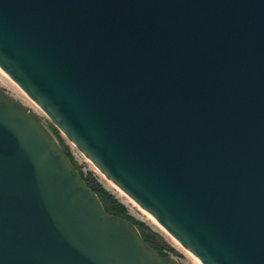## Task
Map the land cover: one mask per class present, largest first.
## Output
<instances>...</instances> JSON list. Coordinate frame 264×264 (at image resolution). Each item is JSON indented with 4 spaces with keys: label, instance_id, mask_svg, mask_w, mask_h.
<instances>
[{
    "label": "water",
    "instance_id": "1",
    "mask_svg": "<svg viewBox=\"0 0 264 264\" xmlns=\"http://www.w3.org/2000/svg\"><path fill=\"white\" fill-rule=\"evenodd\" d=\"M0 69L202 264H264V0H0ZM0 264L181 263L0 87Z\"/></svg>",
    "mask_w": 264,
    "mask_h": 264
},
{
    "label": "rangeland",
    "instance_id": "2",
    "mask_svg": "<svg viewBox=\"0 0 264 264\" xmlns=\"http://www.w3.org/2000/svg\"><path fill=\"white\" fill-rule=\"evenodd\" d=\"M9 77V76H8ZM10 78V77H9ZM5 75L0 74V87L7 91L13 98L25 104L31 109L47 126L51 133L55 136L63 150L69 152L75 167L84 175L93 173L97 181L122 205L128 210V214L138 223H143L148 230L146 233L152 236L158 244L164 245L165 252L168 257L176 258L181 264H199L185 248L177 244L174 239L161 228L150 216H148L142 208H140L133 200H131L124 192L116 188L109 182L96 167L86 159L78 149L68 141V139L53 125L51 120L46 116L42 109L34 103L12 80ZM121 191V192H120ZM150 217V218H149Z\"/></svg>",
    "mask_w": 264,
    "mask_h": 264
},
{
    "label": "trees",
    "instance_id": "3",
    "mask_svg": "<svg viewBox=\"0 0 264 264\" xmlns=\"http://www.w3.org/2000/svg\"><path fill=\"white\" fill-rule=\"evenodd\" d=\"M62 147V146H61ZM65 151V150H64ZM67 156L73 163L72 157L69 154V152H66ZM74 164V163H73ZM75 166V165H74ZM76 168V167H75ZM77 169V168H76ZM78 170V169H77ZM79 171V170H78ZM81 176L87 183V185L95 191V193L98 195L99 199L101 200L104 208L106 211L110 214H114L120 217H123L135 224V226L140 231L143 239L152 246L161 256H168V254L165 252L164 245L158 244V241H156L152 236L148 235L146 233V226L143 223L136 222L129 214L126 207L122 204H120L103 186L101 183L97 181V178L93 173H88L87 175H84V173L80 172Z\"/></svg>",
    "mask_w": 264,
    "mask_h": 264
},
{
    "label": "bare ground",
    "instance_id": "4",
    "mask_svg": "<svg viewBox=\"0 0 264 264\" xmlns=\"http://www.w3.org/2000/svg\"><path fill=\"white\" fill-rule=\"evenodd\" d=\"M0 74H2V75H5L7 78H9L8 77V75H6L1 69H0ZM10 79V78H9ZM11 80V79H10ZM117 188V187H116ZM120 190V189H119ZM121 192V191H120ZM121 193H123V192H121ZM124 194V193H123ZM125 195V194H124ZM126 196V195H125ZM127 197V196H126ZM145 212V211H144ZM148 216H150L151 217V219H153V221H155L158 225H159V223L150 215V214H148L147 212H145ZM149 217V218H150ZM160 226V225H159ZM161 227V226H160ZM162 228V227H161ZM174 239V238H173ZM174 241L175 242H177L175 239H174ZM177 244H179V243H177ZM180 245V244H179ZM182 247V246H181ZM193 258H195V260L199 263V264H202L191 252H188Z\"/></svg>",
    "mask_w": 264,
    "mask_h": 264
}]
</instances>
